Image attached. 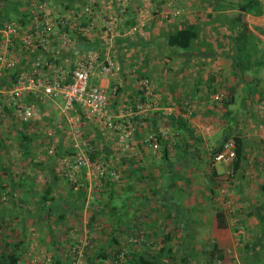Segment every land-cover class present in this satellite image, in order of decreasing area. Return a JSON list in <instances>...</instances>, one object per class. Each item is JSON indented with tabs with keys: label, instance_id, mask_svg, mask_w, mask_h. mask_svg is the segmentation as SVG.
I'll return each instance as SVG.
<instances>
[{
	"label": "rangeland",
	"instance_id": "rangeland-1",
	"mask_svg": "<svg viewBox=\"0 0 264 264\" xmlns=\"http://www.w3.org/2000/svg\"><path fill=\"white\" fill-rule=\"evenodd\" d=\"M244 1L0 0L4 23L18 26L14 37L0 32V58L3 59L0 62V217L4 214L1 220L5 221L0 222V241H23L20 264H55L56 260L63 264H78L81 260L83 264H89V256L102 249H117L113 237L128 255L133 252L153 255L161 248L175 249L177 261L190 257V264H205L206 253L217 244L225 253V260L217 264H264V247L258 253L251 248L264 232V113L259 112L264 106V79L260 78L264 76V65H258L264 61V35L258 32L259 28L264 29V0H259L262 14L251 16L239 11V5ZM87 7L93 10L92 15L84 14ZM24 15L27 16L26 24L22 25L20 20ZM121 15L127 19L136 18H131L127 26L124 22L125 29L136 28V31H129L133 32L127 37L133 38L130 46L117 52L114 41L122 28ZM190 22L200 32L192 50L198 53L219 50L225 56L221 62H226L218 71L213 62L205 69L200 65L197 68L200 78L215 73H221L223 77L214 94H196L191 99L195 119L209 129L206 132L211 135L207 136L206 142L211 154L224 140L223 132L230 137L241 133L247 143L246 164L243 173H235L233 162L225 163L218 160L217 155H211L200 168L206 163L212 165L215 160L218 173L214 185H204L198 175L192 178L196 184L200 183L199 194L194 195L193 202L203 206V216L177 222L156 220L157 223L150 226L151 219H158V214L150 217L147 208V152L162 162L158 156L163 148L157 138L163 134H155L153 129L147 133V122L158 99L157 85H166L167 81L162 84L161 77L173 74L170 68L177 60L166 47L165 38L181 24L187 27ZM244 30L248 31L247 43H239L237 38ZM73 34H76V41L70 37ZM77 35L88 38L95 48L68 58L64 65L61 63L59 68L65 74L81 60L94 55L112 61L118 68V61L122 66L128 65L123 69L124 80L120 79V68L116 73L120 76L109 78L115 79L111 85L112 93L107 91L114 102L109 109L114 118L112 128L78 114L82 137L89 143V155L101 153L92 161L94 166L82 171L78 183H74L63 175L61 166L62 155L74 151L75 139L70 120L76 116L66 111L64 101L44 99L39 105L32 104L34 120L25 127L20 120L3 116V111L10 102L8 92L16 84L10 72L28 69L31 72L33 64L48 62L51 56L61 62L62 52H72L81 46ZM9 61L16 65L10 67ZM127 74L134 76L137 91L145 95L130 98L128 93L135 86L132 80L125 78ZM145 82H149L147 89ZM231 90L233 94L228 95ZM213 95L219 96L216 108L225 111L213 110ZM141 104L146 105V111L132 122L127 113L135 112ZM119 105L124 106H120L122 110ZM168 114L171 113L167 111L162 117L166 119ZM129 122L134 130L130 149H126L120 144V138L127 132ZM22 131H27L34 139L32 157H25L21 150L18 138ZM92 140L96 144H91ZM179 143L183 144L182 141ZM105 144L112 153L103 151ZM57 153L62 154L59 159ZM40 163L45 166L55 164L54 175L40 170L36 166ZM8 169L10 177L6 175ZM48 188L51 191L48 198L60 207L67 202L82 206L79 194L86 189L83 209L79 212L55 210L47 220L40 217L39 209ZM109 202L120 209L127 206L126 216L118 225L117 220L111 219L110 211H105ZM221 212L226 216L227 229L218 227L217 215ZM60 215L64 218L59 219ZM154 229L157 234L153 233ZM169 235L170 243L165 245L164 239ZM248 245L249 249H246ZM0 248H4L2 243Z\"/></svg>",
	"mask_w": 264,
	"mask_h": 264
},
{
	"label": "crops",
	"instance_id": "crops-1",
	"mask_svg": "<svg viewBox=\"0 0 264 264\" xmlns=\"http://www.w3.org/2000/svg\"><path fill=\"white\" fill-rule=\"evenodd\" d=\"M124 15H127V12ZM124 15H121V18L119 19L122 23V28L119 29V33L116 34V40L114 41L116 48H118L117 52H119L120 49L130 46L129 44L132 43L130 41H132L133 38L127 37L128 34L131 35L130 33L133 32L129 31H136V28H124V22L127 26L128 21L130 22L131 18H133V20L136 19L134 16L127 19ZM246 15L251 16L252 14ZM260 22L261 18L259 23ZM151 24L153 25V22H151ZM190 24L193 23L190 22ZM178 28H184L183 24H181ZM145 39L143 38V41L146 42ZM94 48L95 45L94 47L92 46V50ZM213 49L215 50L216 47ZM84 52L81 51L80 47H75L72 52H62L60 56L61 62L56 60L58 59L55 58L56 56H51V58L53 57L54 62H58L57 67L59 68V65H61V63L64 65L68 58H75ZM196 54V56L189 59L186 57L174 56L173 58L177 60L170 68L173 74H166L162 76V84L164 80H166V85L161 87V84H159L157 85V91L155 90V92L158 93V99L155 101L152 114H150L149 118L151 119L147 122V133L150 129H153L155 134H163L157 138L161 143L163 150L162 154L158 156V159H162V162H158L159 160L156 161L155 156L147 152V208L151 212L149 215L150 217L152 214H158V219H156V217H154L153 220L150 218V226L153 223H157L156 220H161L162 222L164 220H172L177 222V220H189L193 218L196 220V218L203 216V206L193 202L194 195L199 194V190H197V188H199L198 186H200V183L196 184L192 178L198 175L202 178L204 185L207 184L212 186L215 182V176H217L218 173L216 172L214 164L209 165L206 163L204 166L202 165V168H200L202 162H206L211 159L212 154L206 142L207 136H210L211 134L206 132L209 131V129L205 123L201 125L196 121L194 116L195 110L192 109L191 99L194 98V96H197L196 94L199 96H204L209 94V92H213L214 94V91L219 89V82L221 77H223L221 73H215L213 76L211 75L212 77L205 74V76L200 78L201 75L197 71V68L200 65L203 66V69H205L206 65L210 64L209 62H213V66L217 65V67L215 66L216 68H214L217 69L215 71L222 70V67L226 62L223 63L221 60H224L223 58L225 56L223 57L224 52L221 53L219 50L210 53L196 52ZM102 57H104L103 54ZM198 61H201V64ZM23 62L24 60L20 63ZM118 62L122 74V78L120 79L124 80L125 74H123V69L128 64L124 63L122 66L121 62ZM230 63L232 64V60ZM219 64L223 65L218 67ZM71 71L72 69L70 72ZM128 71L131 72L130 70H127V72ZM115 76L120 75L116 74ZM125 78L132 80L131 83L134 85L133 75L130 76L127 74ZM260 78L264 79V76L261 75ZM114 80L108 78L101 81L99 85L106 88L109 93H112L111 85H113L112 81ZM257 80L258 78H256V81ZM121 83L124 84L123 81ZM200 84L204 87L201 88ZM134 86L136 89H132V86L129 85L132 89L128 93L130 98H139L140 96L145 95L144 93L137 91L138 86ZM229 94H233L232 90L231 92H228V95ZM214 96L215 95H213L214 99L212 104L213 110L215 112H221V110L225 111L224 108H216V105L219 104V96ZM112 103H114L113 99L110 101V104ZM120 106L122 105H119V107ZM262 109L263 110H259L260 113H264V106ZM119 110H122V108L120 107ZM163 110L165 115H167V111L168 113H171L168 114L169 116L166 118L167 120L162 117V115H164ZM165 134L167 135L164 136ZM239 134L241 133H237L235 135ZM168 135H171V137ZM223 135V139L229 136L225 135V132H223ZM180 141H182L183 144L179 143ZM158 228L160 229L161 225L158 226ZM160 230L157 232H160ZM153 233L157 234L156 229L153 230Z\"/></svg>",
	"mask_w": 264,
	"mask_h": 264
},
{
	"label": "built area",
	"instance_id": "built-area-1",
	"mask_svg": "<svg viewBox=\"0 0 264 264\" xmlns=\"http://www.w3.org/2000/svg\"><path fill=\"white\" fill-rule=\"evenodd\" d=\"M84 14L92 15L93 10L87 7ZM0 32L14 37L18 33V26L5 24L4 30ZM0 62H3L2 58H0ZM10 65V67H14L16 64L10 62ZM118 71V66L112 61L102 60L97 55L90 59L81 60L68 74H65L61 68L51 66L50 63L36 62L33 64L31 72L23 74L14 88L8 92L10 98L8 107L14 110L16 117L23 123H29L35 116L34 106L29 103L30 100L49 99L52 101L61 99L65 103L66 111L76 116L70 120L75 129L74 151L61 158L63 175L74 183H78V176L82 171L94 166L90 160L88 142L82 137L78 114L84 115L89 121L95 120L98 124L109 125L112 128L114 118L109 111L110 96L99 83L114 77ZM67 79L71 80L70 83H66ZM144 85L147 89L149 82H145ZM145 111L146 105L141 104L137 106L135 112H128L127 115L133 122ZM132 122L128 123L127 132L120 138V144L126 149H130L129 141L134 130ZM234 149L235 145L232 141L226 143L217 155L218 160L232 163ZM123 256L124 254L120 257L121 262H123ZM78 264H83L82 260Z\"/></svg>",
	"mask_w": 264,
	"mask_h": 264
},
{
	"label": "trees",
	"instance_id": "trees-1",
	"mask_svg": "<svg viewBox=\"0 0 264 264\" xmlns=\"http://www.w3.org/2000/svg\"><path fill=\"white\" fill-rule=\"evenodd\" d=\"M19 5V4H18ZM66 9H69V7L67 6ZM239 11L242 14H253V15H261L262 14V7L260 4L259 0H245L243 4L239 5ZM3 11H0V31L3 28V25L5 24L3 21L5 19V17L2 16ZM21 18H24L21 21V24H26L25 21L27 19V16L24 15V17L22 16ZM258 32L261 33L262 35H264V29L259 28ZM76 35V34H75ZM74 34L71 35V39L73 41H76ZM80 35V34H79ZM200 38V32L199 29L196 27V25L194 24H190L187 27L184 28H178L173 30L172 32H170L166 38H165V45L166 47L169 49V51L171 52V54L173 56L176 57H186V58H191L196 56V52L193 49V45L196 41H198ZM247 38H248V31L244 30V32H242V35L240 38H237L238 42L241 43L242 41H244L245 43H247ZM77 41L81 42V46L80 49L81 51H90L92 50V45L89 42L88 38H84V37H80L77 35ZM94 47V46H93ZM244 48H247L246 45ZM246 51V50H245ZM244 55H246V53H243ZM42 63V62H41ZM46 63H50L51 66L53 67H57L58 66V62H54V59L48 58V62H43L42 64H46ZM261 66L264 65V61L260 62ZM73 70V69H72ZM28 73L30 72V69H28L27 71H11V77L14 80L15 83H17L18 79L24 74V73ZM71 73V72H69ZM70 78V76H68ZM70 79H67L66 83H70ZM44 99H38V100H30L29 103L31 104H37L39 105ZM5 114L7 115V117L12 118V119H18L19 118L16 117L14 110L12 108L6 107L3 111V116H5ZM34 119H32L31 121H33ZM31 121L29 123H23L22 121L21 124H24L23 126L25 127L30 126ZM86 122V121H85ZM88 123V122H86ZM86 131V130H85ZM19 141H20V147L21 150L23 151L25 157H32V146L34 143V139L32 136H30L27 131H22L19 134ZM99 140L102 139L101 134L99 135ZM86 139V138H85ZM87 140V139H86ZM229 141H232L235 145V149L233 151L234 154V160H233V171L235 173H243L244 169H245V164H246V147H247V143L245 141V139L242 137V135H235V136H227L222 143L220 144V146L215 149L212 152V156L218 155L222 149L224 148V145L226 143H228ZM88 142V140H87ZM91 144H96L95 140H92ZM89 145V143H88ZM104 152L106 153H112L110 152V148L108 146H106L103 148ZM100 151L94 154H90V159L91 161L97 160L98 156L100 155ZM62 154L57 153L58 159ZM65 156L62 155V157ZM61 157V158H62ZM134 164H138V162H133ZM212 163H215V160L212 161ZM141 164V163H139ZM54 165L55 164H49V165H44L43 163L40 164H36V166L43 171H50L51 175H54ZM7 177L11 176V172L10 169H8V172H6ZM5 188V187H4ZM49 192H51L49 190V188L45 191L44 196H43V204L41 205L40 209H39V216L46 219L50 216L52 211L55 210H63V212H68L71 210L73 212H79L83 209L84 207V203H85V198H86V189L83 190L81 192V194H79L81 197H79V200L81 199L82 201V206L78 205L77 202H74V206H72V204L68 203L64 204V206L60 207L58 204H53V199L50 200L48 198ZM83 199V200H82ZM65 205H67V209L65 207ZM110 210H107L109 209ZM126 209L127 206L120 209L118 206H114L111 204V202H109L105 208V211H110V217L111 219H115L117 220V224L118 222H121L122 220H124L125 216H126ZM4 216V214H2ZM3 216L0 217V222L4 223ZM64 218V216L59 217V219ZM63 221V220H60ZM94 221V220H91ZM217 222H218V227L220 229H227L228 228V224H227V220H226V216L223 212L219 213L217 215ZM264 223V222H262ZM264 225V224H263ZM137 227V226H136ZM170 235L166 236L164 239L165 245L169 244L171 240L170 239ZM114 244L117 246V249L115 250L114 247L112 248H108L106 249H102L101 251H99L98 253H95L92 256H89L88 258V262L89 264H99V263H110L113 264L116 262V264H177V262L179 264H190V257L187 258H182L180 261H177V251L175 249H170L167 250L166 248H161L160 250H158L155 254H149L148 252L146 253H138V252H133L132 254L128 255L125 253L123 246L121 245V243L116 239V237H113ZM4 248H0V263L2 264H20V259H21V255H20V250L22 249V247L24 246L23 241H20L18 243H14L13 241L11 242H1ZM264 232H263V236L260 237L258 239L257 244H253L252 251H255V253H258V251L260 249H262L264 247ZM182 246L184 245L183 243L181 244ZM180 245V246H181ZM246 249H249V245L246 246ZM6 252H3L5 251ZM124 254L123 256V262L120 261V257L121 255ZM207 256V260L205 262V264H217L219 262H222L225 260V253L223 252V250L219 249L217 244L213 245V248L206 253ZM55 264H63V262L61 260H56Z\"/></svg>",
	"mask_w": 264,
	"mask_h": 264
}]
</instances>
